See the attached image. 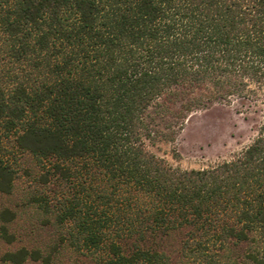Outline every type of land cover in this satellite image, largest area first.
<instances>
[{
  "label": "trees",
  "instance_id": "1",
  "mask_svg": "<svg viewBox=\"0 0 264 264\" xmlns=\"http://www.w3.org/2000/svg\"><path fill=\"white\" fill-rule=\"evenodd\" d=\"M185 94L173 118L203 100L259 102L256 136L229 160L172 166L145 138ZM0 132L39 162V182L67 183L32 201L75 247L105 244V264H166L155 237L175 231L198 264L243 242L256 245L232 264H264V0H0ZM13 173L0 155L1 192ZM14 218L0 211L8 243ZM27 258L51 261L3 255Z\"/></svg>",
  "mask_w": 264,
  "mask_h": 264
},
{
  "label": "rangeland",
  "instance_id": "2",
  "mask_svg": "<svg viewBox=\"0 0 264 264\" xmlns=\"http://www.w3.org/2000/svg\"><path fill=\"white\" fill-rule=\"evenodd\" d=\"M200 92L205 89H196L193 94ZM188 96L178 95L170 105L168 116L162 119L157 116L151 121V133L145 138L147 148L172 166L202 168L229 160L256 136L263 119V107L259 102L234 96L218 101L203 100L200 106L173 118L172 114L178 112ZM1 134L0 155L14 173L10 193L0 191V211L8 208L15 213V218L7 223L8 232L14 236L13 242H6L0 235V264H12L4 261L3 255L23 246L28 250L38 249L42 255L49 253L50 264H105L111 257L105 244L96 250L75 247L71 242L70 226L57 224L54 212H46L32 201L34 195L47 196L54 201V191L67 189V183L53 178L47 184L39 182L38 177L43 172L39 162L30 154L17 150L13 146V136ZM182 239L183 233L178 231L155 237V246L166 255V264H198L197 259L186 257L181 250ZM255 245V242H243L220 251L216 246L211 253L221 255L215 258L216 264H232L240 259L245 261L244 255ZM23 264L40 263L27 258Z\"/></svg>",
  "mask_w": 264,
  "mask_h": 264
}]
</instances>
